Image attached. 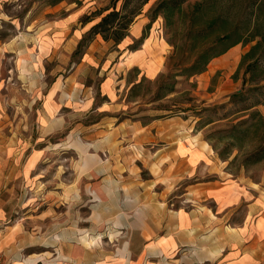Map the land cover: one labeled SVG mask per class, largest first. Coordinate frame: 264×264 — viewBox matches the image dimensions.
Segmentation results:
<instances>
[{
  "label": "rangeland",
  "instance_id": "rangeland-1",
  "mask_svg": "<svg viewBox=\"0 0 264 264\" xmlns=\"http://www.w3.org/2000/svg\"><path fill=\"white\" fill-rule=\"evenodd\" d=\"M161 1L0 0V235L21 223L55 236L97 200L131 219L165 208L162 235L191 217L198 233L182 230L167 264H223L254 234L264 257V214L248 210L264 197V0H186L168 19ZM114 6L110 38L91 35ZM247 23L253 40L180 75Z\"/></svg>",
  "mask_w": 264,
  "mask_h": 264
},
{
  "label": "crops",
  "instance_id": "crops-1",
  "mask_svg": "<svg viewBox=\"0 0 264 264\" xmlns=\"http://www.w3.org/2000/svg\"><path fill=\"white\" fill-rule=\"evenodd\" d=\"M145 22L142 18L134 27L139 31L147 24ZM127 39L129 36L122 41ZM147 39L142 42V47ZM140 51L141 48H138L130 55L132 64H138ZM203 195L208 199L215 196L212 191H206ZM98 199L103 201L107 197L100 194ZM248 210L252 216L257 213L263 215L264 197L259 196L251 200ZM115 213V209L104 208L102 202L94 200L88 224L63 226L62 228L66 229L58 231L55 236L54 233H49V230L39 234L34 228L29 229L17 223L0 235V259L5 264H167L168 252L175 250L179 246V241H182L180 240L182 230L185 240L194 238L198 233L197 226L192 228L193 219L183 216L179 229L171 226L167 234H160L161 226L157 223L165 220L167 216L165 208L159 209L158 213L142 209L138 215L134 214L132 219ZM170 222L172 223V219ZM114 228L121 233L114 234L112 231ZM104 231L114 235V238L107 237L105 242L101 243L100 237ZM93 232L100 233L99 237L91 236ZM37 247L41 249L36 250ZM241 249L243 250L239 251L238 256L232 251L233 255L223 264H264L263 242L257 234L241 245ZM210 253L214 256V251ZM210 260L212 259L209 257L200 258L204 264H215L214 260L211 262Z\"/></svg>",
  "mask_w": 264,
  "mask_h": 264
},
{
  "label": "trees",
  "instance_id": "trees-1",
  "mask_svg": "<svg viewBox=\"0 0 264 264\" xmlns=\"http://www.w3.org/2000/svg\"><path fill=\"white\" fill-rule=\"evenodd\" d=\"M144 1L148 2V0H144ZM185 1L186 0H162L158 5L156 17L158 15V12H161V13H164L165 17L168 19L174 13V11L176 9H180L182 7V5ZM114 8H115L114 10H112V11L108 12L106 15H104L102 17V19L90 29L89 33L91 35L92 34H94V35L102 34L105 40H108L110 38L108 35H105V32L108 31L109 28L114 26L115 21L120 16V11H117L115 6H114ZM217 20L218 19H214L211 22V24H212L211 26H214L217 23ZM248 25H249L248 23L245 25L246 30L241 34L239 33V29H240L239 24H235L233 27L228 29V31H226L222 36L218 37L219 42L223 43L224 41H229V43L226 45L225 48H223L220 51H216L214 53L210 52L211 49L210 50L205 49L204 51H202V53H200L198 59L192 65L185 67L183 69V71H182V73H180V75H184V76L189 78L193 75L199 74L205 70L207 64L209 63V61L212 58L223 54L229 48L235 46L236 44H238L240 42L244 43L246 41L253 40L256 36L259 35V33H253L252 31L248 30ZM126 36H128V34H124V35L118 37V39H116V42L118 43V42L122 41ZM145 38H146V36H142L141 41H143ZM263 42H264V37H263V41H258L257 45L253 46V49L260 47V45ZM80 46H81V44H80ZM247 55H249V53ZM175 83H176V81H174V79H173V81L168 82V83H164V81H163V84L166 85L168 92L174 91ZM262 87H264V86H262ZM262 157H264V155H261L258 158V160L261 159Z\"/></svg>",
  "mask_w": 264,
  "mask_h": 264
},
{
  "label": "built area",
  "instance_id": "built-area-1",
  "mask_svg": "<svg viewBox=\"0 0 264 264\" xmlns=\"http://www.w3.org/2000/svg\"><path fill=\"white\" fill-rule=\"evenodd\" d=\"M0 264H4V263L1 261V259H0Z\"/></svg>",
  "mask_w": 264,
  "mask_h": 264
}]
</instances>
